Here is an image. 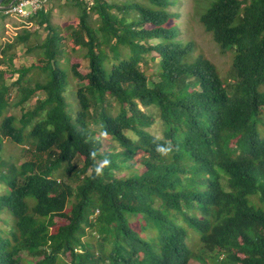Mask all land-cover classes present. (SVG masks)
<instances>
[{"label":"trees","instance_id":"trees-1","mask_svg":"<svg viewBox=\"0 0 264 264\" xmlns=\"http://www.w3.org/2000/svg\"><path fill=\"white\" fill-rule=\"evenodd\" d=\"M73 3L66 36L44 7L27 18L46 32L36 62L0 71V153H24L19 165L0 159V264H188L189 231L201 264H264V0H214L199 15L232 51L231 83L179 38L173 0ZM70 79L82 83L74 98ZM137 215L154 237L131 228Z\"/></svg>","mask_w":264,"mask_h":264},{"label":"rangeland","instance_id":"rangeland-1","mask_svg":"<svg viewBox=\"0 0 264 264\" xmlns=\"http://www.w3.org/2000/svg\"><path fill=\"white\" fill-rule=\"evenodd\" d=\"M73 1L74 0H46L43 5L44 8L50 13L52 24L60 29L61 35L63 36H66L68 32L66 28L68 25L72 24L75 26L77 23L78 9L74 6ZM212 1L214 0H173L174 5L171 6L169 10L178 14L175 22L179 25V38L192 41L196 53L203 55L205 59L215 66L222 80L226 79L231 83L232 79L230 75V66L232 61V51H227L225 54H221L213 42L210 34L204 31L199 22L200 13ZM26 20V18H19L14 15L3 17L0 14V71L2 72L9 73L10 70L13 69H18L21 67L28 68L37 60L39 50L36 49V45L43 40L46 32L43 30V28H38L33 23H29ZM95 20V16L92 15L90 19L92 26L95 25ZM23 30H25L31 36L25 43H20L16 41V36L19 33H22ZM8 45H11V47L9 48ZM28 48H31L29 53L26 51ZM9 57L12 58L10 63L11 67H8ZM80 58L81 59H78V64L80 65L79 71L82 74H85L87 72V61L83 60L82 56H80ZM66 60L68 59H63L64 62ZM148 66L151 67L150 62H148ZM143 68L145 69V66H143ZM151 72V68L146 69V74L148 76L151 75ZM16 77L17 74L13 75V81ZM37 79L38 74L36 71L32 70L25 76L23 84L31 86L34 83V80ZM149 81H157V79L153 77L149 79ZM80 86H82V83L70 79V94L72 98H74V93ZM17 99L18 98L15 94L12 95V113L20 116L21 111L17 104ZM35 100L36 98H33L30 103H28L27 107L30 108L34 104ZM146 112L152 118V124L148 128L149 133L157 138H161L163 135V127L158 118L157 111L151 107L147 109ZM261 118L264 121V115H261ZM258 130L261 137H264L263 124H259ZM126 136L131 139L135 138L130 132H126ZM109 149V146H106L102 149V152H109ZM23 154L22 147L6 143L4 145L3 152L0 153V159L4 161L15 162L19 165L24 160ZM98 163L102 164V162L99 161ZM124 173L126 174L127 172L124 171ZM112 174L115 175L114 172H112ZM0 191L5 192V187L2 184H0ZM127 218L131 228L139 235L140 238L149 240V238L155 236L153 223L149 220H146L144 216H127ZM189 236L190 238L187 241L188 247L198 259L194 258L193 260H190L188 264H201L200 259L205 256V251L201 246L197 233L189 231ZM24 258L26 260L25 264H32L31 257L24 256ZM64 258L66 261L69 260L68 256Z\"/></svg>","mask_w":264,"mask_h":264},{"label":"built area","instance_id":"built-area-1","mask_svg":"<svg viewBox=\"0 0 264 264\" xmlns=\"http://www.w3.org/2000/svg\"><path fill=\"white\" fill-rule=\"evenodd\" d=\"M46 0H16L12 5L3 8L5 16H16L19 18H29L36 14L42 7Z\"/></svg>","mask_w":264,"mask_h":264},{"label":"water","instance_id":"water-1","mask_svg":"<svg viewBox=\"0 0 264 264\" xmlns=\"http://www.w3.org/2000/svg\"><path fill=\"white\" fill-rule=\"evenodd\" d=\"M3 1L4 0H0V10H2L3 8H5V7L1 6V4H2ZM15 1L16 0H11V2L9 3V5H12Z\"/></svg>","mask_w":264,"mask_h":264}]
</instances>
